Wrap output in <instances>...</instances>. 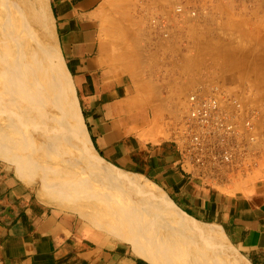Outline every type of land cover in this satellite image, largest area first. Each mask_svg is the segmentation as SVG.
Instances as JSON below:
<instances>
[{
    "label": "rangeland",
    "instance_id": "rangeland-1",
    "mask_svg": "<svg viewBox=\"0 0 264 264\" xmlns=\"http://www.w3.org/2000/svg\"><path fill=\"white\" fill-rule=\"evenodd\" d=\"M177 3L194 5L196 16L176 15L174 6ZM104 4L101 36L108 42L109 56L118 63L121 71L139 82L144 104L152 103L148 80L161 73L162 63L167 62V74H175V77L182 74L186 80L175 115L169 116L165 110L158 109L145 113L147 118L139 125L129 123L125 130L129 149L140 145L151 150L150 143L175 139L186 114V95L199 85H215L219 90L239 97L244 107L254 109L256 114L253 118L254 150L245 158L241 169H235L213 189L251 191L254 184L264 178V0H105ZM33 6L34 0H0V147L10 156L7 160L0 158V163L7 172L20 182L22 173L30 175L34 180L23 183L36 199L53 194L58 200H48L52 204L49 206L75 215L89 232L111 234L119 219L127 217V229L136 235L143 249L151 250L158 264H226L223 255L227 254L248 264L228 245L224 232L221 233L214 224L208 226L185 218L195 226L219 230V241L185 228L182 225L185 220L167 209V197L161 191L151 188L156 193L144 195L143 205L125 195L123 191L127 188H122L116 180L111 181L115 173L131 174L141 180L148 174L140 168L116 165L145 176L118 170L104 162L92 148V153H88L86 144L90 138L85 120L84 125L79 126L72 118L68 135L64 128H53L54 131L48 133L51 147L45 140L43 144L42 139L25 144V133L17 130L15 125H7L16 109L10 100L28 85L27 79H33V66L41 61L45 63L48 81H45L47 89L40 96H34L40 102L39 109L54 115L55 109L62 110L63 115L70 108L62 86L61 70L50 53L45 52L49 40L44 34L42 20L37 17L40 21L36 22L32 14ZM153 17L167 21V35L151 26ZM163 45L167 49L158 50V46ZM39 73L42 74L40 70ZM11 76L15 80L10 79ZM31 94L33 92L29 91L27 95ZM74 123L78 125V133L85 137V143L79 138ZM64 142L68 143L65 150H57V145L60 147ZM52 144L56 150H49ZM39 145H43V150ZM135 228L141 233H135ZM104 239L115 241L106 235ZM121 243L134 253L129 244Z\"/></svg>",
    "mask_w": 264,
    "mask_h": 264
},
{
    "label": "crops",
    "instance_id": "crops-1",
    "mask_svg": "<svg viewBox=\"0 0 264 264\" xmlns=\"http://www.w3.org/2000/svg\"><path fill=\"white\" fill-rule=\"evenodd\" d=\"M104 1L46 0L53 42L94 149L118 170L132 172L116 165L143 170L148 177L132 173L159 186L193 220L223 231L228 245L248 264H264V178L248 192L222 191L183 170L174 139L150 143L151 150L140 145L129 149L125 140L129 123L139 125L145 122V113L158 109L175 115L186 80L182 74H167V62L162 63L161 73L148 80L152 103L144 104L139 82L121 71L101 36ZM9 8L11 11V5ZM33 9L38 22L35 4ZM24 183L0 163V264L150 263L118 237L104 231L89 232L75 215L41 203Z\"/></svg>",
    "mask_w": 264,
    "mask_h": 264
},
{
    "label": "built area",
    "instance_id": "built-area-1",
    "mask_svg": "<svg viewBox=\"0 0 264 264\" xmlns=\"http://www.w3.org/2000/svg\"><path fill=\"white\" fill-rule=\"evenodd\" d=\"M174 13L194 17L197 10L192 4L177 3ZM150 24L167 35L168 23L164 18L153 17ZM185 108L182 128L172 140L179 163L190 177L216 187L235 169H241L254 150L255 110L244 107L239 97L215 85H199L190 91Z\"/></svg>",
    "mask_w": 264,
    "mask_h": 264
},
{
    "label": "bare ground",
    "instance_id": "bare-ground-1",
    "mask_svg": "<svg viewBox=\"0 0 264 264\" xmlns=\"http://www.w3.org/2000/svg\"><path fill=\"white\" fill-rule=\"evenodd\" d=\"M34 4H35L36 10H37L36 17H38V18H40L42 20L43 25L45 27V33L44 34L47 36V38L49 40V47L46 45L47 50H45V52L47 51V52L50 53L52 59L54 60L55 64L57 65L56 67L58 68V70H61V73H62L61 74L62 86H63V90L65 91V94L67 96V101H68V105L70 107L69 108L70 112L67 110L66 114L62 115L61 114L62 110L58 111V110L55 109L56 115H54V114H50L48 112H43V111H41L39 109L38 106H39L40 102H39L38 98H36V97L40 96L43 93V91H45L47 89L46 88L47 83H45V81H48V77H47V73H46V66L44 65L45 63H44V61L43 62L41 61L39 63H36L33 66L34 69H32V74H31V75H34L33 79H31L32 77L30 78V81L27 79L26 83H28V85L26 84V86H24L23 88L20 87L21 89L19 90V93L17 94L15 99L14 100L13 99L10 100V103H11L13 109H14V107H16V109L14 111H12V115H10V121H9L10 123L7 124V125H9V126L10 125H15L17 130L23 131L25 133V135L23 136L25 144L29 143V142L33 143V142L38 141V139H42L41 142H43V140H45L46 143L49 144L50 147H51V144L49 143V138L50 137H49L48 133H52V131H54L53 128H55L56 130L64 128L65 131L64 130H62V131L66 132V135H68V131L70 129V121L72 120V118L77 121L76 124H78L79 126L80 125H84V123H83V117H82L81 111H80V109H79V107H78V105L76 103V100H75V97H74V94H73V91H72V87H71V84H70L69 77H68V75H67V73L65 71V68H63L62 60H61L60 55L58 53V49L55 46V43L53 42V36L51 38L52 25H51V22H50V19H49V12H48V8H47L46 0H34ZM46 15L48 16V20L49 21L47 20V16ZM49 23H50V25H49ZM43 60H45V58H43ZM39 70L42 72V74L39 73ZM43 71L45 73H43ZM12 77L13 76H11L9 78L11 79ZM12 79L15 80L14 77ZM22 79H23V77H22ZM18 81H19V79H18ZM11 82H12V80H11ZM21 82L23 83V81H21ZM21 82H19L18 84L21 85ZM15 89H17V87ZM11 90H13V89H11ZM6 91H7V89H6ZM29 91L33 92V95L32 94L31 95H27ZM1 92H2V89H1ZM15 92H17V90ZM22 93H24V94H22ZM34 96H36V97H34ZM44 98H46V97H44ZM43 100H45V99H43ZM31 101H32V103H30ZM23 104L25 106H23ZM30 104H31V106H30ZM54 106H55V104H54ZM54 106H52V107H54ZM42 113H43V116H42ZM74 125H75V123H74ZM77 126L75 125L76 131L78 130ZM9 130H12V128L10 127ZM77 133H78V131H77ZM78 135H79V138L81 139V141L83 143H85V141H86L85 137L83 135H81L80 133H78ZM87 141H88V143L86 144V148H87V151H89L88 153H90V154L92 153L90 148H92L94 150V152H96L95 149L93 148L92 143L90 142V140L87 139ZM61 142H63V141H61ZM65 142H67V141H65ZM65 142H64V145H62L60 143L61 144L60 147L57 145V150H58V148H60L61 151L65 150V147H67V145H68V143H65ZM43 144H44V142H43ZM47 144H45V146ZM65 144H67V145L65 146ZM69 146H70V144H69ZM42 147H43V145L40 146V148H42ZM50 147H49V150H51V151L52 150H56L55 147L53 146V144H52V149H50ZM41 150H43V148ZM9 157L10 156L8 155V153L0 147V158L7 160ZM81 167H82V165H81ZM98 167H99V165H98ZM74 177H76V176H74ZM21 179H22L23 182L25 181L27 183H30L32 180H34V179L31 178L30 175L23 174V173H22ZM77 180H79V178ZM115 180L117 182H119V185L122 188H127L125 190L126 192L123 191L124 194L128 195L131 198H133L135 202L140 201V203H141L142 201H146L144 195H146V197H147V195H151V196L155 195L156 190L161 191V193H163L166 196L164 191L161 188H159V186L155 185L153 182H151L146 177H144V180H141L138 177H136L134 175H131V174L115 173L114 176H112L111 181H115ZM54 182L56 183V181H54ZM66 183H67V181H66ZM80 183L82 184V182H80ZM67 185H68V183H67ZM79 186L80 185L78 184V187ZM39 187H40V184H38V188ZM80 188H81V186H80ZM151 188H153V189L155 188L156 189L155 192H154L153 189L151 190ZM157 197H160V196H157ZM51 199L58 200V198L54 197L53 194H46L44 199H41V198L39 199L38 198V200L41 203L46 204V205H52V204H49L50 202L48 201V200H51ZM166 203H167V207L168 208L166 207V205L164 207H166L172 213H174L175 216L176 215L180 216V217H182L185 220V222L182 223V225L183 224L185 225V226L183 225L185 228L187 227L193 233H196V234H199V235H206V237H207V234H208L209 237L211 236L213 239H216L217 241H219L218 230H215L212 227L211 228H207V227H200L201 225L200 226H195V225L191 224L185 218H187V217L190 218V219H192V218L190 216H188L187 214H185L184 212H182L171 201V199H169L168 197H167ZM177 210H179L181 213L179 211H177ZM172 213H171V215H172ZM180 217H178V218H180ZM126 218H124L125 220H121L122 218L119 219V223H117L118 225H116L115 231H113L111 234L116 236V237H118L119 239H121L125 243L129 244L136 255L146 259L151 264H158L157 260H156L157 257H155L151 253V250L148 248V250H150V252H149L146 248H145L146 250L143 249L142 246H141V243L139 242L140 240L137 239V237H136V235L134 233H132L131 231H129L127 229V226L125 224V221L127 223V219ZM131 222H132V220H131ZM137 226H139V225L137 224ZM135 227H136V225H135ZM137 231H138L137 228H135V233ZM141 231H142V229H141ZM139 232H140V230L137 233H139ZM107 233H109V232H107ZM137 235L140 236V234H137ZM139 239H141V236L139 237ZM118 241H120V240H118ZM143 247H145V245H143ZM225 252H226V250H225ZM229 255L228 254L227 255H223V258L226 261V264H243L242 261L234 259L233 257H231ZM221 259H222V256H221ZM220 262H222V261H220Z\"/></svg>",
    "mask_w": 264,
    "mask_h": 264
},
{
    "label": "trees",
    "instance_id": "trees-1",
    "mask_svg": "<svg viewBox=\"0 0 264 264\" xmlns=\"http://www.w3.org/2000/svg\"><path fill=\"white\" fill-rule=\"evenodd\" d=\"M87 128L89 129L88 125H87ZM91 140H92V142H93V144H94V140H93V138H92V137H91ZM94 146H95V144H94Z\"/></svg>",
    "mask_w": 264,
    "mask_h": 264
}]
</instances>
